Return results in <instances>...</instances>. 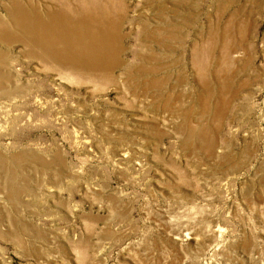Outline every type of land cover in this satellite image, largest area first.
<instances>
[{
	"label": "rangeland",
	"instance_id": "1",
	"mask_svg": "<svg viewBox=\"0 0 264 264\" xmlns=\"http://www.w3.org/2000/svg\"><path fill=\"white\" fill-rule=\"evenodd\" d=\"M125 2L114 83L60 78L0 44V154H20L28 188H0V264H264V0H196L188 30L183 0ZM143 19L180 39L142 44ZM197 42L212 61L192 62Z\"/></svg>",
	"mask_w": 264,
	"mask_h": 264
},
{
	"label": "bare ground",
	"instance_id": "2",
	"mask_svg": "<svg viewBox=\"0 0 264 264\" xmlns=\"http://www.w3.org/2000/svg\"><path fill=\"white\" fill-rule=\"evenodd\" d=\"M7 1L9 4H6L5 1L0 6V44L6 46H13L16 44L17 45L20 44L25 48L24 55L27 58H31L39 61V63L44 67L43 69L45 70L56 71L60 76V78L70 79V81L71 79H73L74 81H79V80L81 81V79L94 80L96 78H99L101 81L114 83L115 70L119 67H122L125 63L122 61L123 60L122 56L126 52V48L124 47V41L127 38V34L124 33L125 31L124 27L126 22L128 21V17H127L128 13L126 14V12L127 10H129L127 6L128 4L126 5L125 0H63L62 4L60 3L59 5H57V7L46 6V8L44 7L45 9L43 10L42 9L40 10L39 6L35 4V1L34 3L32 2L33 0H7ZM183 1H184L183 11H187L184 13L185 17H182L184 19L183 25L188 30L190 26L189 20L191 19L190 16L191 15L194 16V14H192L191 11L197 10L199 8L197 2H195L196 0H183ZM157 2L163 3L165 2V0H145L146 7L148 8L154 7ZM220 5L223 6L222 4ZM159 10L162 14L161 15V18L163 19L162 22L165 23L167 20L165 14L166 9L165 7L161 6ZM174 14L175 16H179L180 13L175 12ZM131 22L133 23V20ZM142 25H143L142 34L138 36V41H141V43L142 41L144 42L149 41L150 45L153 43L154 44L158 43V45H161L162 48L166 50L168 45L164 43L172 39L177 40L178 42V39H180L178 37L179 36L178 26H175L174 30H176L175 31L176 33L173 34L172 32H170L171 29H169L168 27L167 28L161 26L157 27V25L156 27H154L147 20L146 21L144 20L142 22ZM188 33L190 34V32ZM154 34L159 35L156 41H155L156 38L150 39V37H153ZM189 36L187 35L185 37L186 39L185 41H190ZM136 40L137 39H135V41ZM225 41H222V43L224 44ZM214 42L215 41H213V43ZM150 45H147V47H150ZM152 46L153 45H151V47ZM192 47H193L192 48L193 52L190 56H192L193 63H206L208 59L212 61L215 58L212 53V51L216 50L215 46L201 48V46L197 42V43H192ZM225 47L227 46L225 45ZM3 49L4 48H2V50ZM148 49L151 50V48ZM2 50L0 49V94L6 93L7 92L6 90L9 89L8 87L7 88L4 87L5 84L2 85V82L3 83L5 82L3 80L4 79L6 80L9 76V74L3 69V64L7 62L8 55ZM227 54H229V52ZM136 57L137 58L140 57L139 54H137ZM222 57L220 58L218 57L216 62L217 63L226 62V59ZM141 58H142L141 59L142 64L153 63V61L155 60L153 59L154 56L153 58L147 56ZM150 68L146 70L151 71ZM138 73L139 71H137L136 74L138 75ZM154 73H156V71H154ZM129 75H130L129 76L130 82L137 79L135 77L136 75L134 74H129ZM140 75L142 74L140 73ZM154 81L155 82L151 85V87L152 86L156 87V85H159V82H156V80ZM136 84L134 85V87H136ZM19 155L7 159L6 157H4V155L2 156L0 154V175L1 178L3 179L0 188L1 190L6 191L8 198L13 200H16L21 194H23L28 190V188L25 187L26 186L25 178L19 176L18 173L16 172V168L22 166L21 164L23 163L20 160Z\"/></svg>",
	"mask_w": 264,
	"mask_h": 264
}]
</instances>
